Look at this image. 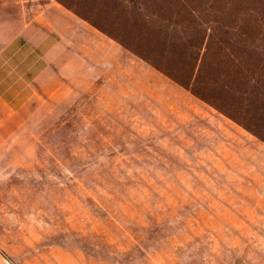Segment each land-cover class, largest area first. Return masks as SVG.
Masks as SVG:
<instances>
[{"label":"rangeland","instance_id":"rangeland-1","mask_svg":"<svg viewBox=\"0 0 264 264\" xmlns=\"http://www.w3.org/2000/svg\"><path fill=\"white\" fill-rule=\"evenodd\" d=\"M15 36L5 264H264V140L58 0H0Z\"/></svg>","mask_w":264,"mask_h":264},{"label":"trees","instance_id":"trees-1","mask_svg":"<svg viewBox=\"0 0 264 264\" xmlns=\"http://www.w3.org/2000/svg\"><path fill=\"white\" fill-rule=\"evenodd\" d=\"M264 140V0H58Z\"/></svg>","mask_w":264,"mask_h":264},{"label":"crops","instance_id":"crops-1","mask_svg":"<svg viewBox=\"0 0 264 264\" xmlns=\"http://www.w3.org/2000/svg\"><path fill=\"white\" fill-rule=\"evenodd\" d=\"M23 40H28L34 46V48L31 50V53L34 56L37 55V50L42 44L37 37L22 39L20 36H15L11 38L10 41H8L3 47L2 51L0 52V110L15 112L17 109H20L19 96L22 92L20 89V78L22 77L20 66L22 60L18 55H20L22 51L23 44H26V42ZM13 46H16L17 48L10 50V47ZM11 61L13 62L12 66L9 65V62ZM10 79L12 80L10 81ZM0 264H5L4 258L1 255Z\"/></svg>","mask_w":264,"mask_h":264}]
</instances>
